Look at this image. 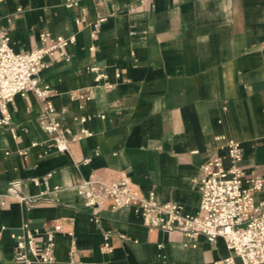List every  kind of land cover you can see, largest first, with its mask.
Masks as SVG:
<instances>
[{
	"label": "crops",
	"instance_id": "0c3cea01",
	"mask_svg": "<svg viewBox=\"0 0 264 264\" xmlns=\"http://www.w3.org/2000/svg\"><path fill=\"white\" fill-rule=\"evenodd\" d=\"M45 30L75 36L69 59L47 57L39 72L53 89L55 119L91 135L60 151L33 92L9 103L11 125L0 126V264H13L12 234L25 222L42 231L63 225L54 251L62 264H217L229 256L222 237L212 243L150 226L135 206L89 205L78 186L93 174L124 177L199 214L202 165L216 155L233 164L218 136L238 141L239 164L264 176V0H0V33L16 52L42 46ZM88 89L89 99L74 97ZM19 193L37 200L28 209Z\"/></svg>",
	"mask_w": 264,
	"mask_h": 264
},
{
	"label": "built area",
	"instance_id": "2783aa9c",
	"mask_svg": "<svg viewBox=\"0 0 264 264\" xmlns=\"http://www.w3.org/2000/svg\"><path fill=\"white\" fill-rule=\"evenodd\" d=\"M79 3L80 0H67L68 7ZM94 27L93 36L97 23ZM40 38L42 46L16 52L9 34L0 33V126L11 125L9 103L15 96L33 92L41 105L40 123L55 141L57 149L65 151L71 141L89 136L91 132L81 128L72 133L62 128L60 121L55 119L57 110L52 99L53 89L49 84H40L39 72L46 66L47 57L69 59L66 46L75 41V36L64 37L45 30ZM103 76L99 74L97 80ZM92 92L88 89L75 93L74 97L89 99ZM78 118L83 122L86 120L85 116ZM216 139L222 142L233 164L225 166L223 156L216 155L202 165L200 174L194 179L202 196L199 214L186 213L175 201L160 202L154 191L144 194L124 177L93 174L79 184L78 191L92 206H100L106 201L112 202L113 208L135 206L141 211L144 222L153 227L169 231L180 229L189 238L203 234L212 243L219 237L224 238L232 253L217 264H264V198L257 197L264 191V176L247 172L239 164L244 152L238 141L224 136ZM34 181L41 182L38 178ZM44 182L47 183V178ZM16 197L28 209L37 200L22 193ZM3 228L0 229V238ZM61 230V223L42 231L30 228L25 222L21 232L12 234L15 241L13 264H62L54 252L55 233ZM40 237H43L42 243Z\"/></svg>",
	"mask_w": 264,
	"mask_h": 264
}]
</instances>
